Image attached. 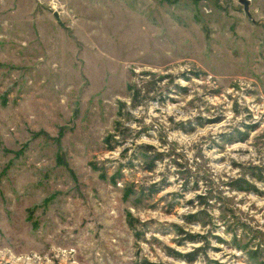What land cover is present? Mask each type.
<instances>
[{"label": "rangeland", "instance_id": "rangeland-1", "mask_svg": "<svg viewBox=\"0 0 264 264\" xmlns=\"http://www.w3.org/2000/svg\"><path fill=\"white\" fill-rule=\"evenodd\" d=\"M249 13L0 0V264H264V0Z\"/></svg>", "mask_w": 264, "mask_h": 264}, {"label": "water", "instance_id": "water-1", "mask_svg": "<svg viewBox=\"0 0 264 264\" xmlns=\"http://www.w3.org/2000/svg\"><path fill=\"white\" fill-rule=\"evenodd\" d=\"M239 1H240V3L243 4L244 11H245L246 15L248 17H250V13H249V0H239ZM54 16H56V15L54 14Z\"/></svg>", "mask_w": 264, "mask_h": 264}]
</instances>
